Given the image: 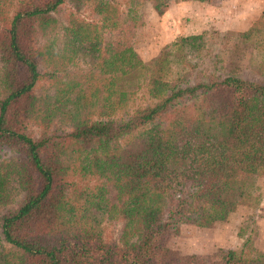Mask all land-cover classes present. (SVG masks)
<instances>
[{
    "label": "trees",
    "instance_id": "obj_1",
    "mask_svg": "<svg viewBox=\"0 0 264 264\" xmlns=\"http://www.w3.org/2000/svg\"><path fill=\"white\" fill-rule=\"evenodd\" d=\"M64 1L0 0V264H264V253L156 249L178 224L250 204L264 81L198 77L186 55L200 57L202 33L173 41L156 68L131 48L101 49L95 24L56 16ZM70 1L106 13L101 0ZM73 62L87 72L63 73ZM111 221L117 240L103 234Z\"/></svg>",
    "mask_w": 264,
    "mask_h": 264
},
{
    "label": "rangeland",
    "instance_id": "obj_2",
    "mask_svg": "<svg viewBox=\"0 0 264 264\" xmlns=\"http://www.w3.org/2000/svg\"><path fill=\"white\" fill-rule=\"evenodd\" d=\"M106 13L98 14L89 3L77 10L70 0L59 7L57 17L76 13L85 22L95 24L96 40L101 49H133L141 60L153 67L166 66L172 58L170 44L179 37L202 33L203 49L197 60L198 77L210 72H231L245 79L264 81V0H101ZM105 12V11H104ZM106 14L107 27L101 18ZM261 20L258 29L245 38L241 33ZM184 64V59L181 61ZM189 78H193L194 68ZM87 67L69 63L63 73L85 74ZM62 73V72H61ZM72 76V75H71ZM73 78V77H72ZM85 81V80H84ZM45 79L37 93L46 86ZM146 97L137 96L138 102ZM248 206H238L225 220L206 227L181 223L166 232L156 243L162 253L196 254L212 258L218 249H234L247 256L264 253V174L257 176L250 191ZM103 234L117 240L120 223L103 222Z\"/></svg>",
    "mask_w": 264,
    "mask_h": 264
}]
</instances>
